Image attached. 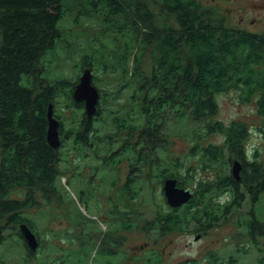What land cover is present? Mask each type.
<instances>
[{
  "label": "trees",
  "instance_id": "16d2710c",
  "mask_svg": "<svg viewBox=\"0 0 264 264\" xmlns=\"http://www.w3.org/2000/svg\"><path fill=\"white\" fill-rule=\"evenodd\" d=\"M211 1L84 0L91 7L89 12L104 13L109 22L120 17L128 20L131 16L132 23L124 34L121 32V42L113 55L104 57V52H100L95 61L92 56L97 54L87 55L83 66L92 68L94 73L102 68L109 69L110 73L119 72L121 76L139 77L145 91L138 99L139 115L148 121L145 129L153 150L170 144L168 138L162 137L164 120L170 114L173 120H184V124L199 122L200 125L189 132L191 144L198 142L194 137L198 129L206 136L215 132L224 135L222 144L209 143L205 155L208 162L223 158L225 167L215 165L217 171L226 168L217 174L219 185L216 189L221 191L222 187H229L222 192H226L230 201L220 206L217 204L220 200L207 195L210 193L207 188L204 192L197 191L200 199L194 196L182 213L181 207L168 206L165 198L167 206L148 222V227L161 235L185 233L189 230V222L201 211L205 228L212 227L221 218L232 221L236 234L231 242L240 248L244 237L248 243L241 247L239 254L251 246L262 251L264 216L259 203L264 196V161L260 159L259 148L251 152L247 145L251 131L245 122L235 120L225 124L213 116L219 108L218 95L236 90L241 102H255L264 127V32L234 25ZM154 6L164 19L157 20ZM65 11L64 0H0V244L7 240L5 233L9 229L15 230L28 256L25 264H34L39 256L41 264H51V255L47 253L50 236L41 239L38 233L41 244L35 252L28 248L20 230V225L27 223L37 233L32 212L52 206L57 197L52 192H59L57 182L62 176L63 156L59 148H52L47 141L49 105L54 104L55 115L61 119V132H65L64 115L60 118L65 106L60 109L62 113H58L61 93L74 103L72 111L78 114L84 107L73 98L77 81L49 82L36 76L41 71L39 65L43 56L62 36L60 20ZM148 56L153 61L151 72L143 69ZM33 75L36 81L40 80L39 85L22 83L24 76ZM95 79L94 75V83ZM84 126L87 130L81 132ZM76 127L74 134L80 139L78 143L84 144L94 132L91 120L83 114L82 122ZM62 138L65 141L66 135ZM235 159L243 163L240 181L229 173V165ZM169 177L177 178L176 172ZM186 181L190 186L193 183L189 176ZM246 202L250 203V209L244 213ZM197 205L201 206L200 210ZM134 222H138L137 219ZM132 227L133 223L129 229ZM124 229L128 228L121 227L122 231ZM113 250L97 244L94 256L93 251L86 249L79 252L89 260L93 257L91 260L95 264H111ZM263 253L259 257L262 264ZM213 255L208 253L206 257L216 262ZM237 259L233 255L229 263L226 260L216 263L240 264Z\"/></svg>",
  "mask_w": 264,
  "mask_h": 264
},
{
  "label": "rangeland",
  "instance_id": "374dc122",
  "mask_svg": "<svg viewBox=\"0 0 264 264\" xmlns=\"http://www.w3.org/2000/svg\"><path fill=\"white\" fill-rule=\"evenodd\" d=\"M213 2L234 25L254 32H264V0H213ZM208 3H212V1L208 0ZM64 4L66 11L60 20L62 36L57 40L56 46L43 56L39 65L41 71L37 72L36 76L49 82L64 79L70 80L71 83H75V81L78 83L83 70L88 68L83 66L88 59V57L85 59V56L97 54L92 56V60H94L98 58L100 52H104V57L113 55L121 42L120 34L126 32L127 26L132 23V17L130 16L128 20L120 17L109 22L104 13L89 12L91 7L84 0H64ZM152 8L156 13L157 20L164 19L157 7ZM120 50L121 48L118 49V52ZM152 67V58L148 56L144 59L143 69L151 72ZM94 75L96 79L94 83L93 78V83L101 92L98 105L100 113L92 124L93 133L96 136L89 139L92 146L85 145V149L89 153L84 152L81 158H76L73 161V176L66 175V170L70 167L67 158L70 157L71 151L69 154L68 151L72 148L73 141L69 139L64 141L62 137L69 130H75L76 126L82 122L83 110L78 114L75 111H70L69 104L72 105V101L67 100L66 94L62 95L61 93L59 97L58 113L61 114L60 109L65 106V113H62L60 117L62 118L64 115L65 132H61L64 144L62 143L59 148L63 156V161L60 164L62 176L57 182L59 196L54 197L55 202L52 206H44L43 209L33 211L31 214L36 223L38 231L36 234L39 233L41 239H45L46 236H48L47 239L49 236L51 238L49 246H47V253L51 255L49 262H52V258L56 256L59 261L54 264H95L91 260L93 257L89 260L79 250L86 249L88 252H92L95 245L104 244L105 248L117 250L119 255L116 260L121 264H218L216 262L221 263L224 260L229 263L228 258L233 255L238 258L240 264H262L259 257L262 256L264 250L259 251L251 246L245 248V251L241 250L243 256L239 254L241 247L247 246L248 243L243 237L240 241V248L235 247V243L231 242V237L233 239L236 230L233 228L232 221L228 222L226 218L217 221L211 227L213 230L210 233L205 232L204 234L207 235L197 242L195 241L196 232L194 228L192 229L193 221L189 222L187 225L189 230L185 233L161 235L158 231L148 227L147 220H150L148 222L153 221L157 217V213L167 206L162 182L172 173L176 172L177 175V171L180 170L177 156L196 157L194 163L198 168L197 156L203 155L200 150H194L193 147L199 145L202 140H205L202 142L203 144H222L224 136L220 132L206 136L201 129H198V133H194L198 142L191 144L189 132L191 130L193 132L194 128L200 125L199 122L190 125L184 124V120H173V114H170L164 120V135L162 136L168 138L170 144L153 150L148 142V136H146L147 129L145 127L148 126V121L139 115L141 109L138 99L142 98L145 92L141 88L143 83L139 77L135 75L121 76L119 72L110 73L109 69L104 71L102 68L98 69ZM36 76H24L22 83L31 86L39 85L40 80L36 81ZM217 99L219 108L217 114L213 116L214 119L223 121L225 124L235 120L245 122L251 131L247 145L251 152L255 147L259 148L260 159L264 161V127L255 102H241L236 90L222 93L218 95ZM135 124L138 130L132 127ZM125 144H132L135 148L133 153L127 155L129 157L138 158L139 155H142L141 160L144 161L148 154V178L143 173L145 167L142 168V174L136 175L137 172L132 169V165L135 163H132V158L122 161L123 163L114 169L111 166L100 164L102 168L100 167L98 170L97 176L106 178L109 187L117 188L118 181L123 184L129 175L132 177L136 175L137 186H140L137 189L135 201L129 202L123 193L119 197V193L116 192L115 201L107 202V205L112 208L115 203L116 211L119 213L114 215L115 219L119 218L120 224L114 233L111 228L108 231V222L99 221L103 220L99 217L100 214L97 210L101 204L97 197L99 192L93 191V186L87 188L82 185L83 177L80 173L86 171L85 167L89 163L96 166L102 160L101 156L96 155L95 150L102 151L108 146L117 147ZM122 156L118 154L117 158L123 159ZM209 165H213L214 172L223 173L226 169L221 168L217 171L215 166L225 167L222 157L218 161L209 162ZM227 188L222 187L221 191L215 189L212 194L218 199L220 195L226 193L222 190ZM230 199L228 197L225 202H229ZM217 204L222 206L223 203L217 201ZM259 208L264 216V196L259 203ZM249 209L250 203L246 202L243 212L246 213ZM109 218L112 222V216ZM143 218L146 219L145 225L137 223L131 230L129 229L136 219L143 222ZM121 227L128 229L122 231ZM5 234L7 240L0 244V264H25L28 256L15 230L9 229ZM52 239L54 240L52 241ZM260 242V247H264V237ZM207 251L214 254L216 262L211 257H206ZM205 252L207 253L205 254ZM92 255L94 256V251ZM205 257L207 263L204 262ZM38 258L34 260V264H41L42 259L40 256ZM191 258L200 259V262L194 263L190 261Z\"/></svg>",
  "mask_w": 264,
  "mask_h": 264
},
{
  "label": "flooded vegetation",
  "instance_id": "af4514ba",
  "mask_svg": "<svg viewBox=\"0 0 264 264\" xmlns=\"http://www.w3.org/2000/svg\"><path fill=\"white\" fill-rule=\"evenodd\" d=\"M253 23H254V21H253ZM100 94H101V92H100ZM76 103H79V104H83L84 105L83 102H76ZM73 104H72V106L69 107L70 111H72L73 108H74ZM99 109H100V107H98V113L95 116L97 118H98V115L100 113ZM83 114H85V117H86L87 120H91V124H94V122L96 121V119H95V117L92 118V119H88L87 118L85 105L83 107ZM133 126H136V124L133 125ZM92 129H93V126H92ZM85 130H87V127L84 126L81 132H84ZM93 131H94V129H93ZM74 132H75V130H69L65 134L67 140L69 139V140H72L73 141V146L68 151V154L71 151L70 157L68 156V158H67L68 159L67 162L69 163L68 165H70V167L66 170V175H70V176H73L74 175V167H72L73 161L76 158H81V155L84 152L86 154L89 153L85 149V145H89V147L92 146V144L90 145L89 139H90V137L96 136L92 132V134L89 135V138L85 139V143L86 144L85 143L82 144V143H78L79 142L78 140H80V139L76 138L77 135L74 134ZM146 136H148V132L146 133ZM210 144H203V143H201V144L193 147L194 150H197V149L200 150L201 155H203V156H199V157L197 156V163H199V167L198 168L196 167V164L194 163V159L196 157L195 158H192V157L183 158V156H177V159L179 160V164H180V166H179L180 167V170L177 171V178L176 177L175 178L178 180V183L179 182L182 183V186H180V187L185 188L187 190H190L192 192L193 198L195 196L198 199H200V195H196V192L197 191L204 192L208 188L210 190V193H208L207 195H209V197H212L213 200L216 199L213 196L212 191L216 189V186L217 185H219L217 174L218 173L221 174V172H214V169L212 168V166H210V165L208 166V163L209 162H208V158L205 155V150L207 148H209ZM133 150H135V148H134V146L132 144H125V145L117 146V147L108 146L105 150H102V151H100V150H97L96 151L95 150L96 155L97 156H101L102 157V160L96 166L93 163H89V165L85 167V170L86 171H82L80 173V174H82V177H83V179L81 180L82 185L87 186V188H88V186H93V191L99 192V195H97V197H99V200H100L101 204H100V207H97V210L99 211V214H100L99 217L103 218V220L100 219L99 221H101V222L102 221L108 222V224H107L108 231L111 228L114 233H115V230L120 225L119 224V218L117 217L115 219L114 218V215L116 213L117 214H119V213L116 211V204L115 203H114V206L112 208V207H109L107 205V202L108 201H111V200L115 201V198L114 197L116 196V192L119 193V197H120L121 193H123V195L128 200L135 201L137 199V189L140 188V186L139 187L137 186L136 175L142 174L141 172H142V168L143 167H145V169L143 170V173L146 174V176L145 175L144 176L146 178H148V154H146V159L144 161L141 160L142 159V155H139L138 158L137 157L136 158L135 157L132 158V156H130V157L127 156V155H130L131 153H133ZM93 151H94V148H93ZM136 152H138L137 149H136ZM118 154L123 155L122 156L123 159L117 158V155ZM190 156H192V155H190ZM131 158H132V160H131L132 163L135 162L132 165V169L135 170L137 172V174L134 175V177H132V176L129 175L127 177V180L123 184H120V182L118 181L117 188L114 187V186L109 187L107 185L106 178H100V177L97 176L98 175V170L101 167L100 164L103 165V166H105V165L111 166L114 169V168L118 167L119 164L123 163L124 161H128ZM186 159H192L193 162H191V160H186ZM235 160H238V161H240L242 163V161L239 160V159H235ZM233 164H234V162L233 163H230V169H229V173L232 176H233V171H232ZM179 167H177V168H179ZM242 169H243V163H242ZM201 173H203V174H201ZM186 176L191 177V179L193 181V183H192L191 186L187 184ZM168 178H172V177L167 176L166 179H168ZM119 179H120V177H119ZM166 179H164V182H165ZM105 182H106V184H105ZM54 193L57 194L56 195L57 197L59 196V192L53 191L52 194H54ZM225 196H226V193L223 194V195H220L218 197V200H220L222 197H225ZM188 203H186V204H188ZM186 204L180 206L182 213L184 212V209H185L184 206ZM202 206H203V204H202ZM197 207H198L199 210L201 209V206L200 205H197ZM198 209H197V211H198ZM201 213L202 212L200 211L196 215V217H195L196 219H194L193 222H192L193 223L192 229L194 228V231L196 232L195 233L196 234L195 236L201 235V238L198 241H200L202 238H204L207 235V234H204L205 232L210 233L211 230H213V229H211V227L210 228H208V227L205 228L204 227V225H205V223H204V216H201ZM110 216H112V218H113L112 222H110V218H109ZM200 217H201V219H200ZM137 221L138 222H133V226H135L137 223H141L142 225H145V223H146V219H144V218H143V222H141L138 219H137ZM147 223H148V220H147ZM101 246H103V249H108V250H111L112 249V248H105L106 245H104V244L103 245L102 244H99L98 245V247H101ZM207 252L210 253L209 251H207ZM207 252H205V254ZM94 255H95V253H94ZM117 255H119V253L117 252L116 249H114L113 250L112 257H111V260H112V263L111 264H121V262H117V260H116ZM191 259L192 260H190V261H193L194 263L200 262V259H195V258H191ZM228 259H230V258H228ZM56 261H59V260H58V257L55 256L54 257V260H52L51 264L56 263ZM204 262L207 263L206 257L204 258ZM102 264H105V263H102Z\"/></svg>",
  "mask_w": 264,
  "mask_h": 264
},
{
  "label": "water",
  "instance_id": "95a60500",
  "mask_svg": "<svg viewBox=\"0 0 264 264\" xmlns=\"http://www.w3.org/2000/svg\"><path fill=\"white\" fill-rule=\"evenodd\" d=\"M94 73L91 68H85L75 85L73 98L76 102H83L86 109L88 119L94 118L98 113V105L100 101V91L93 83ZM48 129L47 141L52 148L58 149L62 145L61 138V122L57 118L54 111V104H50L47 111ZM233 177L241 180L242 163L238 160L234 161ZM163 191L166 202L173 208H178L193 199V194L190 190L178 186L176 178H168L163 185ZM21 234L31 251H36L40 246V240L35 232L28 226L27 223L20 225ZM201 235L195 236V241H198Z\"/></svg>",
  "mask_w": 264,
  "mask_h": 264
},
{
  "label": "clouds",
  "instance_id": "9594fccd",
  "mask_svg": "<svg viewBox=\"0 0 264 264\" xmlns=\"http://www.w3.org/2000/svg\"><path fill=\"white\" fill-rule=\"evenodd\" d=\"M248 155H249V158H251V152H249L248 153ZM228 199V197L227 196H225V197H222L221 199H220V203H224L225 202V200H227Z\"/></svg>",
  "mask_w": 264,
  "mask_h": 264
}]
</instances>
